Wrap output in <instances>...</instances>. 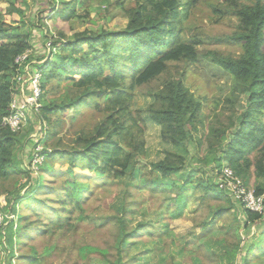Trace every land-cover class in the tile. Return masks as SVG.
I'll list each match as a JSON object with an SVG mask.
<instances>
[{
    "label": "rangeland",
    "instance_id": "rangeland-1",
    "mask_svg": "<svg viewBox=\"0 0 264 264\" xmlns=\"http://www.w3.org/2000/svg\"><path fill=\"white\" fill-rule=\"evenodd\" d=\"M10 1L22 14L6 16L7 4L0 0V27L12 38L20 35L26 39L31 52L27 65L34 68H40L55 55L68 54L66 44L73 41L75 34L84 30L96 34L103 30L122 32L135 11L149 14L154 3L153 0ZM65 1H73V16L51 18L53 10L61 9ZM178 1L179 34L184 31L185 40L199 41L195 46L198 59L192 64H169L160 78L132 93L127 105L132 137L125 141L120 138V142L131 145L136 152L138 162L133 170L127 168L124 176L116 179L97 178L96 172L87 170H74L77 177L70 173L73 168L70 157L81 151L78 141L98 135L107 112L102 100L66 108L77 89L67 79L46 83L42 107L48 102L61 107L49 121L42 117L41 108V116L32 115L18 133L17 136L25 134L21 140L0 131V159L6 162V175L0 179V264L8 256L1 238L3 242L6 238L5 244L10 247L12 264H264V204L260 218L246 224L244 208L207 186L210 176L205 170L215 163L226 141L232 140L249 107L248 94L240 95L232 77L206 57L209 52H217L236 58L242 52L232 40L239 31L238 21L223 7L225 0ZM216 8L221 13L215 14ZM7 41L2 39L0 43ZM61 45H65L63 50ZM13 72L8 70L6 74L10 85ZM124 76L128 86V74ZM178 78H182L187 92L201 105L194 129L189 130L190 139L173 147L162 140L161 128L149 119L148 108L154 103L149 95L157 92L163 82ZM40 118L48 127V135L43 134L42 139L36 134L39 127L45 130ZM259 121L264 123V116ZM220 133L223 137L218 140ZM27 141L31 146L38 141L42 147L39 167L43 166L42 171L46 172L39 191L30 190L33 185L29 189L21 187L29 179L33 159L34 146L26 147ZM263 144L264 139L257 149L247 152L248 165L240 160L241 169L233 168L247 187L254 191L261 189L262 193L264 176L255 177V166L260 162L264 174L260 152ZM50 152L53 157L45 159ZM168 152L184 157V163L172 178H163L150 165L163 160ZM36 177L31 174L32 179ZM73 183L76 187L78 183L85 185L77 206L75 198L66 197L68 191L75 194L79 190L69 187ZM173 185L177 188L181 185L185 190L181 192ZM27 194L32 197L14 205L15 199ZM10 220L14 221V233L5 234Z\"/></svg>",
    "mask_w": 264,
    "mask_h": 264
},
{
    "label": "trees",
    "instance_id": "trees-1",
    "mask_svg": "<svg viewBox=\"0 0 264 264\" xmlns=\"http://www.w3.org/2000/svg\"><path fill=\"white\" fill-rule=\"evenodd\" d=\"M3 1L7 4L6 16L22 14V10L13 5L10 0ZM153 1L152 11L149 14H143L140 10L135 11L124 31L103 30L96 34L84 30L77 33L72 38L73 41L66 44L68 54L64 57L55 55L54 58L47 59L40 67L43 70L42 96L46 83L54 79H67L73 82L77 89L71 94L66 108L85 105L90 100L104 101L107 118L104 125L99 127L101 132L88 140H79L81 151L70 157L73 166L70 173L74 177H77L74 175V170L75 172L76 170H87L90 173L94 171L97 178L106 176L110 179L124 176L127 168L133 170L138 162L136 152L131 145H123L120 142V138L125 141V138L132 137L133 131L129 126L130 111L128 113L127 109L132 93L160 78L167 72L169 64L181 62L192 64L198 59L195 46L199 44V41L197 39L185 40L184 31L179 34L180 27L176 24L179 1ZM222 5L238 21L239 31L232 36V40L241 47L242 52L236 58L224 57L217 52H209L206 57L211 64L221 68L232 77L240 95L248 94L249 107L243 115L238 131L233 134L232 140L226 141V145L219 150V157L215 163L205 167V170H208L210 176L207 186L214 188L217 193L233 204L232 198L219 191L212 179L213 173L226 165L244 180L233 168L241 169L238 164L240 160L244 165H248L249 161L245 155L257 149L258 144L264 139V123L259 121V118L264 116V53L262 51L264 1L225 0ZM62 6L61 9L53 10L51 18L68 19L73 16L75 12L73 1H65ZM213 12L219 14L221 10L216 8ZM2 39L8 41L6 44L0 43V78L2 79L0 81V131L2 134L10 133L11 136L19 137L18 139L21 140L25 134L17 136L18 134L11 133L7 127L2 126L1 120L10 115L12 90L6 74L8 70L14 71L15 58L27 51L30 45L20 35L12 38L6 29L0 27V41ZM61 46L63 50L65 45ZM124 73H127L130 79L128 86L125 83ZM149 96L154 98V103L148 108L149 119L160 126L162 140L173 147H179L189 140V130L194 129L193 122L197 119L201 104L187 92L182 78L163 82L159 90ZM44 103L41 97L42 117L49 121V117L57 114L61 107L55 106L52 102L42 107ZM45 126V134L48 135L46 123ZM115 137L117 141L114 140ZM222 137L223 133H220L218 140ZM25 146L32 149L34 144L31 146V142L27 141ZM260 152L264 160V144ZM48 154H45V159L48 156L53 157V153ZM183 161L184 157L178 153L168 152L163 160L150 166L163 178H172L183 166ZM192 164L190 162L191 167ZM5 166L6 162L0 159V179L6 175ZM42 167H39L37 179H32L31 173L28 172L29 179L26 180V185H20L22 189L27 187L29 189L31 185H33L30 189L32 191H39L43 188L40 181L46 171H42ZM260 176L264 174L262 165L258 162L255 166V177ZM145 185H147L146 182ZM69 187L72 190L79 189L75 194H71L70 191L66 194V197L76 199L77 206L80 197L83 196L82 190L85 185L78 183L76 187L73 183ZM172 188L177 187L173 185ZM177 189L182 190L181 192L185 190L181 185ZM17 194L21 193L18 191ZM255 194H262V190L257 189ZM30 197L32 194L22 195L14 200V205ZM245 213L246 224L261 216L248 211ZM13 225L14 221L10 220L4 229L7 230L5 234L14 233ZM121 230L124 232L122 221ZM125 234L126 237L130 236ZM4 240L3 242L1 238V243L5 247V253H8L9 264H12L11 255H9L10 247L5 244L6 238Z\"/></svg>",
    "mask_w": 264,
    "mask_h": 264
},
{
    "label": "built area",
    "instance_id": "built-area-1",
    "mask_svg": "<svg viewBox=\"0 0 264 264\" xmlns=\"http://www.w3.org/2000/svg\"><path fill=\"white\" fill-rule=\"evenodd\" d=\"M30 57L31 52L27 50L14 60L15 69L11 83L10 115L3 117L1 120L2 126L7 127L14 134L22 131L32 115L39 117L43 70L28 67L27 63ZM41 124L45 127L44 132L43 127L42 129L39 127L36 129V134L39 133L42 139L45 135L46 126L43 121H41ZM41 152L42 147L37 141L33 149V159L30 163L31 174L34 173L36 176L41 165ZM213 179L216 188L231 197L234 202L239 203L245 211L257 215L263 213L264 193L256 195L255 191L247 187L243 180L229 167L223 165L220 170L213 173Z\"/></svg>",
    "mask_w": 264,
    "mask_h": 264
},
{
    "label": "water",
    "instance_id": "water-1",
    "mask_svg": "<svg viewBox=\"0 0 264 264\" xmlns=\"http://www.w3.org/2000/svg\"><path fill=\"white\" fill-rule=\"evenodd\" d=\"M3 264H9V258L8 256H6L5 260H4V263Z\"/></svg>",
    "mask_w": 264,
    "mask_h": 264
}]
</instances>
